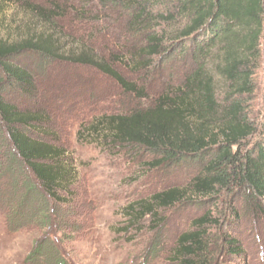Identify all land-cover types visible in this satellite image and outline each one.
<instances>
[{
  "label": "rangeland",
  "instance_id": "1",
  "mask_svg": "<svg viewBox=\"0 0 264 264\" xmlns=\"http://www.w3.org/2000/svg\"><path fill=\"white\" fill-rule=\"evenodd\" d=\"M84 11L76 3L68 4L57 21L63 34L60 48L65 52L82 48L108 61L114 55L126 58L141 47L140 39L125 28L122 12L85 17ZM96 18L100 23L93 21ZM36 32H43V27L12 0L0 2V39L15 42ZM261 52L254 75L256 91L248 99L257 127L250 146L264 130V38ZM164 57L150 61L137 57L127 67L115 64L117 71L137 84L141 99L126 94L114 80L88 66L42 61L33 54L13 59L33 76L34 93L7 87L0 88V95L24 111L44 114V122L29 133L64 147L77 180L71 193L62 195L67 205L45 197L33 174L12 157L7 131L0 122V264H174L178 239L206 215L217 223L207 228L210 264H264V202L246 189L220 190L211 198H195L163 210L160 225L147 219L128 226L127 206L162 190L188 185L201 165L189 161L180 167L152 169L150 164L156 160L149 153L113 145L103 134L92 135L84 128L102 115L148 107L166 90L179 86L191 63ZM148 61L149 68L139 69ZM11 163L20 167L17 172ZM26 187L32 191L28 193ZM26 195L31 198L24 205ZM232 241L243 255L229 253Z\"/></svg>",
  "mask_w": 264,
  "mask_h": 264
},
{
  "label": "trees",
  "instance_id": "2",
  "mask_svg": "<svg viewBox=\"0 0 264 264\" xmlns=\"http://www.w3.org/2000/svg\"><path fill=\"white\" fill-rule=\"evenodd\" d=\"M12 2L39 23L43 32L15 42L0 39V88L34 93L33 76L13 61L23 54L94 68L114 80L126 94L140 99L143 96L137 84L117 71L115 64L127 67L138 58L154 60L163 56L191 63L183 82L166 90L150 106L126 114L102 115L84 128L92 135L103 134L113 145L149 153L156 160L150 164L152 169L180 167L189 161L201 165L199 174L188 185L162 190L127 206L129 227L147 219L160 225L163 210L195 198H211L220 190L246 189L264 202V130L260 140L250 146L257 127L248 102L256 91L254 75L262 56L264 0ZM71 3L85 8V17L122 12L127 21L125 28L140 39L141 47L126 58L114 55L108 61L82 48L65 52L60 48L63 34L57 21ZM79 13L77 10L76 15ZM93 21L100 23L99 18ZM150 66L151 62H143L139 69ZM44 120L43 113L24 111L0 95V122L7 131L12 157L33 174L45 197L67 205L68 199L62 195L70 194L77 180L73 162L68 160L64 147L29 133ZM11 164L18 171L20 167ZM30 187L25 188L28 193ZM27 198L31 195H26L24 205ZM213 226L217 223L209 215L194 221L191 230L178 239L172 263L210 264L207 228ZM236 247V242L229 243V253L243 255Z\"/></svg>",
  "mask_w": 264,
  "mask_h": 264
}]
</instances>
